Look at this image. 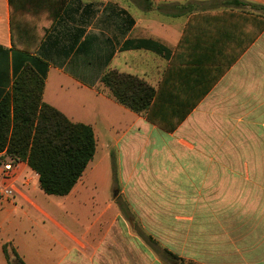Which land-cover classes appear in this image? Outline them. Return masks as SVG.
<instances>
[{"label":"crops","instance_id":"obj_1","mask_svg":"<svg viewBox=\"0 0 264 264\" xmlns=\"http://www.w3.org/2000/svg\"><path fill=\"white\" fill-rule=\"evenodd\" d=\"M231 1L0 0V105L25 71L43 74L41 101L95 138L60 202L19 163L0 200V264L3 248L24 264H137L107 249L120 197L139 217L183 218L194 244L236 260L215 264H264V29L251 17L263 14ZM109 71L154 90L148 112L109 95ZM68 207L93 219L73 231L57 215Z\"/></svg>","mask_w":264,"mask_h":264},{"label":"trees","instance_id":"obj_2","mask_svg":"<svg viewBox=\"0 0 264 264\" xmlns=\"http://www.w3.org/2000/svg\"><path fill=\"white\" fill-rule=\"evenodd\" d=\"M231 3L248 6L263 14L251 16L258 21L255 35L264 29V7L240 0ZM13 18L11 26L13 27ZM101 83L109 95L134 113L148 112L154 99V90L136 77L116 71L105 73ZM44 75L32 76L25 71L15 81L12 105H0V160L24 162L38 176L40 190L50 196H66L83 175L95 153V138L90 126L70 121L58 110L41 101ZM150 123L152 120L148 117ZM158 128L170 132L176 125ZM149 242L154 240L147 237ZM154 243V242H153ZM8 264H24L13 252L12 258L5 248ZM161 255L169 260L180 258L163 248Z\"/></svg>","mask_w":264,"mask_h":264},{"label":"rangeland","instance_id":"obj_3","mask_svg":"<svg viewBox=\"0 0 264 264\" xmlns=\"http://www.w3.org/2000/svg\"><path fill=\"white\" fill-rule=\"evenodd\" d=\"M41 194L43 193L41 192ZM48 198L60 202V197L49 196ZM117 203L121 217L115 221L105 240L107 241V249H109V244L113 242L114 256L133 258L137 264H215L216 262H222V259H227L231 263L236 261L233 253L229 251L223 252L225 257H223V253L217 255L216 250L209 248L207 241L203 245L194 244V234L187 231L188 228L192 230V227L183 226L184 221L179 226V222L183 218L166 215L139 217L132 212L122 197L119 198ZM57 210L59 219L69 229L76 230V232H79L82 226L85 227L93 219L84 216L77 209L71 207L67 208L69 212L66 214L60 213L59 208ZM192 220L194 221L195 218H192ZM74 223H77V226ZM111 235L113 236L112 241H110ZM56 237L62 243L68 242L67 238L61 234H57ZM147 237H151L154 243L149 242L148 239L146 240ZM171 246L174 247L172 249H175L173 253L180 260H169L161 255L163 248L167 249L168 247L169 250ZM109 255L107 253V256Z\"/></svg>","mask_w":264,"mask_h":264},{"label":"built area","instance_id":"obj_4","mask_svg":"<svg viewBox=\"0 0 264 264\" xmlns=\"http://www.w3.org/2000/svg\"><path fill=\"white\" fill-rule=\"evenodd\" d=\"M19 163L2 162L0 160V200L12 198L14 186L20 172Z\"/></svg>","mask_w":264,"mask_h":264}]
</instances>
